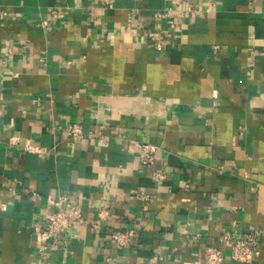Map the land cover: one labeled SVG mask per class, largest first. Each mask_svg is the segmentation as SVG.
<instances>
[{
  "label": "crops",
  "instance_id": "1",
  "mask_svg": "<svg viewBox=\"0 0 264 264\" xmlns=\"http://www.w3.org/2000/svg\"><path fill=\"white\" fill-rule=\"evenodd\" d=\"M183 1L0 0V264L203 263L226 231L258 233L264 264V0L156 18ZM136 141L157 145L161 183ZM60 196L84 220L41 258L32 226ZM131 226L119 247L110 234Z\"/></svg>",
  "mask_w": 264,
  "mask_h": 264
},
{
  "label": "built area",
  "instance_id": "2",
  "mask_svg": "<svg viewBox=\"0 0 264 264\" xmlns=\"http://www.w3.org/2000/svg\"><path fill=\"white\" fill-rule=\"evenodd\" d=\"M66 6L60 7L56 13L58 18H64L67 15ZM209 9H201L195 6L190 0H184L180 6H168L165 9L156 13V18L166 20L171 23L175 19L180 18L186 20L188 15H202ZM5 13V12H3ZM41 26L50 29L48 20L42 19ZM154 44L158 48L163 47V40L153 38ZM8 52L10 50L8 49ZM5 63V58L0 56V68ZM65 131L72 138L85 139L87 136H95L99 132H90L89 135L83 131L82 125L79 122H68L64 126ZM10 143H15L16 139L11 137ZM26 150L35 151L29 143L24 145ZM134 148L141 161V164L150 168V175L156 181L161 183L166 179V173L160 169H152L156 163L157 145L152 142L136 141ZM41 151L40 149H37ZM140 199L149 201L150 195L141 193ZM47 201L51 207L43 222H38L32 226L34 242L37 253L41 258L47 257V254L52 249L59 246L61 235L69 229L73 220L83 221L82 205L78 200H70L67 196H60L58 199L47 197ZM5 203L0 204V209H5ZM147 204L144 203L142 208L146 209ZM108 211L103 209L98 213L100 219L105 218ZM138 236V228L135 226L117 229L110 234V238L119 246L125 247L131 245ZM260 237L258 233L249 232L245 235H235L234 231H226L218 238V243L207 246L203 263L198 260L182 261L177 264H220L225 258L234 261L256 264L255 259L260 255Z\"/></svg>",
  "mask_w": 264,
  "mask_h": 264
}]
</instances>
